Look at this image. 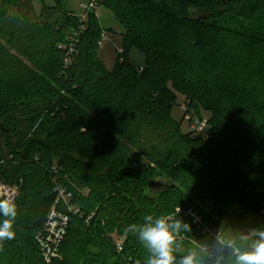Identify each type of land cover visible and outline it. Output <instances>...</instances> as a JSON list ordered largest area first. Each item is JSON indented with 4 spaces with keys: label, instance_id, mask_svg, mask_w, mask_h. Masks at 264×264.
Here are the masks:
<instances>
[{
    "label": "trees",
    "instance_id": "1",
    "mask_svg": "<svg viewBox=\"0 0 264 264\" xmlns=\"http://www.w3.org/2000/svg\"><path fill=\"white\" fill-rule=\"evenodd\" d=\"M34 1L0 0V180L19 190L0 264H147L125 229L148 215L189 225L176 264L198 246L201 264H234L203 232L243 251L239 238L264 230V0H100L124 30L111 70L96 12L82 21L54 0L38 14ZM174 91L209 113L206 138L183 133ZM56 184L80 214L47 263L38 237ZM111 229L125 236L121 251Z\"/></svg>",
    "mask_w": 264,
    "mask_h": 264
},
{
    "label": "clouds",
    "instance_id": "2",
    "mask_svg": "<svg viewBox=\"0 0 264 264\" xmlns=\"http://www.w3.org/2000/svg\"><path fill=\"white\" fill-rule=\"evenodd\" d=\"M177 212L181 209L177 207ZM17 216V207L11 199H0V247L3 242L15 238L14 221ZM171 217L160 216L153 220L151 215L145 217L143 225H129L125 231L138 232L139 241L151 253L147 264H176L174 244L176 236L181 230H190L189 225L177 219L170 222ZM242 241H250L247 250H241L235 240H225L218 237L221 248L228 247L235 253L234 264H264V230L253 229L242 235ZM199 251L192 250L180 259L179 264H201V253L206 248L198 246ZM219 264V260L217 261Z\"/></svg>",
    "mask_w": 264,
    "mask_h": 264
},
{
    "label": "rangeland",
    "instance_id": "3",
    "mask_svg": "<svg viewBox=\"0 0 264 264\" xmlns=\"http://www.w3.org/2000/svg\"><path fill=\"white\" fill-rule=\"evenodd\" d=\"M87 0H68L66 2L67 9L73 11L77 15H81L84 12L83 4H85ZM54 0H35L34 7L38 14H41L43 8L45 6H53ZM98 18L101 21V25L106 31L104 32L107 36L105 40L101 42L99 56L104 62L105 66L108 70L113 69L116 56L121 49L122 38L121 33L124 32L122 27L117 23L114 15L104 7H99L96 12ZM190 14L192 16H197L198 12L194 8L190 9ZM229 19L220 20V23L223 25H227L229 23ZM131 59L135 61L137 64H142L143 55L140 52L134 50L131 55ZM170 86H172L170 84ZM176 99L173 105L172 114L173 117L177 121H182V130L184 134L193 133V136H203L206 138V129H208V121H209V113L205 111H200L196 113L194 110H190V101L188 98L177 91H174ZM206 122L207 126L204 131L196 132L193 128L196 121ZM134 158L139 159L142 158V154L138 152H134ZM85 194L88 193V190L84 191ZM252 228V219L248 220L243 229L245 232L251 231ZM109 236L113 239V242L117 244H124L125 236L121 235L118 230H110Z\"/></svg>",
    "mask_w": 264,
    "mask_h": 264
},
{
    "label": "built area",
    "instance_id": "4",
    "mask_svg": "<svg viewBox=\"0 0 264 264\" xmlns=\"http://www.w3.org/2000/svg\"><path fill=\"white\" fill-rule=\"evenodd\" d=\"M100 0H87L83 4L84 12L80 15L82 21L86 20V15L90 11L97 12L99 9ZM107 38L106 34H102L101 42ZM101 46V43H100ZM123 50L120 49L119 53ZM207 126L206 122L196 121L193 128L196 132H202ZM55 192L57 198L52 206L47 220L45 222L44 231L38 237V241L42 247V251L47 263H51L54 259L60 258V247L68 232L70 225V215L80 214V209L73 203V195L68 192L62 184H56ZM19 190L17 186H11L0 180V199H11L14 203L18 197ZM63 204V208L60 205ZM191 215V212L188 211ZM203 234L210 235L215 239V245L221 247L218 241L219 238H223L221 233L215 229L206 227ZM118 250L121 251L123 244H117Z\"/></svg>",
    "mask_w": 264,
    "mask_h": 264
},
{
    "label": "crops",
    "instance_id": "5",
    "mask_svg": "<svg viewBox=\"0 0 264 264\" xmlns=\"http://www.w3.org/2000/svg\"><path fill=\"white\" fill-rule=\"evenodd\" d=\"M101 22V21H100ZM103 27V26H102Z\"/></svg>",
    "mask_w": 264,
    "mask_h": 264
}]
</instances>
